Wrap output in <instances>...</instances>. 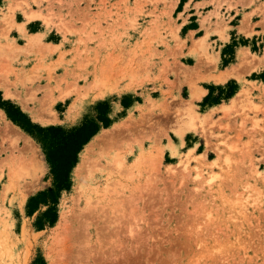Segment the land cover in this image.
Here are the masks:
<instances>
[{"label": "rangeland", "instance_id": "1", "mask_svg": "<svg viewBox=\"0 0 264 264\" xmlns=\"http://www.w3.org/2000/svg\"><path fill=\"white\" fill-rule=\"evenodd\" d=\"M0 264H264V0H0Z\"/></svg>", "mask_w": 264, "mask_h": 264}, {"label": "trees", "instance_id": "2", "mask_svg": "<svg viewBox=\"0 0 264 264\" xmlns=\"http://www.w3.org/2000/svg\"><path fill=\"white\" fill-rule=\"evenodd\" d=\"M232 89L226 97L234 93ZM208 98V97H207ZM105 110L107 109V103ZM107 110L98 116V120L108 125L109 119L105 116ZM104 114V115H103ZM35 136L41 141L46 160L49 164L50 173L53 176V186L39 191L30 197L27 212L32 215L46 206L34 221L38 229L53 226L59 218L58 204L62 190L71 188L70 173L77 163L78 154L83 146L97 133L99 123L96 119H89L80 127L65 130L60 126L50 125L47 127L35 126ZM33 133L32 130H29Z\"/></svg>", "mask_w": 264, "mask_h": 264}, {"label": "crops", "instance_id": "3", "mask_svg": "<svg viewBox=\"0 0 264 264\" xmlns=\"http://www.w3.org/2000/svg\"><path fill=\"white\" fill-rule=\"evenodd\" d=\"M232 14V13H231ZM204 89H205V92L203 94V96L207 93V89L204 87V85H201Z\"/></svg>", "mask_w": 264, "mask_h": 264}, {"label": "bare ground", "instance_id": "4", "mask_svg": "<svg viewBox=\"0 0 264 264\" xmlns=\"http://www.w3.org/2000/svg\"><path fill=\"white\" fill-rule=\"evenodd\" d=\"M196 92H197V91H196ZM194 95H195V94H194ZM194 95H193V96H194ZM192 98H195V96H194V97H192ZM232 101H233V100H232ZM191 102H192V101H191ZM183 127H184V126H183ZM183 127H182V128H183ZM183 133H184V132H183ZM182 135H183V134H182ZM182 139H183V138H182ZM239 209H240V208H239Z\"/></svg>", "mask_w": 264, "mask_h": 264}]
</instances>
